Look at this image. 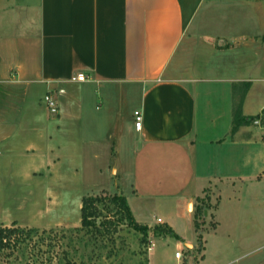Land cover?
Wrapping results in <instances>:
<instances>
[{
	"label": "crops",
	"instance_id": "obj_1",
	"mask_svg": "<svg viewBox=\"0 0 264 264\" xmlns=\"http://www.w3.org/2000/svg\"><path fill=\"white\" fill-rule=\"evenodd\" d=\"M201 1L0 0V155L7 178L16 175L15 161H22L17 175L28 179L43 171L48 178L60 175V159L72 156L64 154V145L78 150L87 144L97 166L111 149L110 158L120 167L111 172L120 171L129 185L130 196L122 195L137 222L166 223L178 234L173 220L181 206L190 203L192 213L196 197L207 194L214 231L232 222L240 227L236 247L261 246L264 137L248 118L258 116L264 123V0H208L230 7V14L217 21L227 27L228 37L219 38L203 29L210 25L208 15L193 22ZM200 40L213 52L218 53L214 46L220 53L240 52L237 75L193 74L187 55ZM79 71L86 80H70ZM245 81L243 118L233 126L235 89ZM32 87L41 92L39 101L19 127L15 102L24 101ZM46 92L58 105L55 115L42 103ZM136 109L142 115L140 129L134 126ZM224 180L231 187L229 220L217 218L224 198L217 184ZM235 192L260 204L240 207ZM129 197L143 200L150 220L142 219L146 214L139 208L136 214ZM204 242L198 264L205 257ZM225 245L216 256L228 251ZM248 260L242 264H264V251Z\"/></svg>",
	"mask_w": 264,
	"mask_h": 264
},
{
	"label": "rangeland",
	"instance_id": "obj_2",
	"mask_svg": "<svg viewBox=\"0 0 264 264\" xmlns=\"http://www.w3.org/2000/svg\"><path fill=\"white\" fill-rule=\"evenodd\" d=\"M228 14H230L229 6L220 7L219 4L214 6L208 0H202L192 15L194 16V24L201 17L208 15L206 21L210 25H205L203 29L208 30L212 36L219 38L225 37L224 33L228 29L223 25L217 26V21H220L222 15ZM190 29H194L193 24L190 25ZM228 43H232V41L229 40ZM190 46L187 59L194 65L193 74L226 77L237 75L236 63L242 57L240 52L231 54L235 50H226L227 46L222 48L226 50L224 53H220L219 46H214L218 53L213 52L209 50L207 45H203L202 40ZM253 58L256 59V62L258 61V57ZM243 62L245 63V61ZM252 62L255 61L252 60ZM241 71L242 67L239 69V72ZM215 82H213L214 86L218 85ZM238 85L234 93V107L240 99L242 89H244V85ZM37 90L32 87L24 101L15 102L19 107L15 125L20 127L25 121V117L29 116L28 112L39 101L41 92ZM5 104L4 101L3 106ZM42 112L46 114V111L43 110ZM22 113H24V117ZM40 116L43 114L40 113ZM68 147L70 146L64 145L62 151L64 154L70 153L72 156L65 154L64 157L66 158L60 159V166L57 167L60 175L51 178H48L46 171L43 170L40 176H35L33 179L17 175L16 171L21 168L22 161H15L11 164L14 168L13 174L17 176L7 178L6 163L2 160L3 154L0 155V224L9 226L15 222V226L23 229L22 238L18 242L0 249V264H198L204 240L205 251L203 252L205 257L201 264H242L250 261L248 260L250 257L263 253L264 241L261 242V246L253 249L252 246L246 247L245 250L236 247L234 243L240 227L232 224V222L226 230L222 228V232L214 231L210 227L212 225L209 218L212 210L210 206L205 209L203 215L205 224L197 232L193 225V211L191 213L189 209L190 203L182 205L179 215H176V219L173 220L179 238L163 234L156 235L151 230L156 223L148 226L139 221L148 227L147 235L143 240L142 233L130 226L117 210V206L108 200L113 192L130 196L129 191H127L129 185L125 179L123 180L121 172L119 171L117 176L111 172V168L114 166L120 168L115 165L116 160L113 157L110 158L111 149L105 151V156H103L105 162H101V165L97 166L95 164L97 160L89 154L91 147H87V144L78 150H71ZM38 179L41 181H37ZM204 184L209 189L214 187L206 182ZM102 188L106 190H100ZM45 189H49L51 193L45 195ZM218 189L223 192L224 198L221 212L217 213V218L221 216L229 220L233 215L225 213L227 212L225 209L231 208L232 205V199L228 197L231 195V187L224 180L217 184ZM235 194L241 196L238 205L240 207H253L260 204V200L253 203L251 197L245 194L243 196L241 192H235ZM85 195L102 197L97 201L98 216L96 222L99 223L105 219L112 221L108 233L106 230L102 231V234L86 232L80 228V203ZM129 200L137 215H139L137 208L141 211L145 210L143 209V200H135L132 197H129ZM196 203L197 199L194 200L192 210ZM141 214H146L142 218L143 220L151 219V213L148 211L147 213L142 211ZM227 220L224 222L227 223ZM112 227L115 230H111ZM227 230L229 233L232 232L234 237L231 236V233L228 238L225 234ZM197 233L201 235L200 239H197ZM261 239L262 237H256L255 241ZM223 242L228 251H219L217 257L215 254ZM176 249L182 253L180 259L174 257ZM241 253H244L245 257H237Z\"/></svg>",
	"mask_w": 264,
	"mask_h": 264
},
{
	"label": "trees",
	"instance_id": "obj_3",
	"mask_svg": "<svg viewBox=\"0 0 264 264\" xmlns=\"http://www.w3.org/2000/svg\"><path fill=\"white\" fill-rule=\"evenodd\" d=\"M248 82H243L244 89L248 87ZM241 102L242 97H240L237 105H235V109L233 111V126L238 125L242 121V113H241ZM254 116H249V121L252 120ZM264 137V136H263ZM102 197H98L96 195H85L81 199L80 205V228L86 230V232L100 233L102 234L104 230L109 232L111 222L109 219H105L96 222V217L98 216V207L97 201ZM197 203L193 209V225L197 232H199V228L205 224L204 211L207 209L209 204L208 195L196 197ZM108 200L112 201L113 204L117 206V210L119 213L127 220L128 224L132 226L135 230L140 231L142 233V238L147 235V225L141 224L137 222L130 210V207L126 201V198L120 193H113ZM15 222L10 226H1L0 225V249L11 246L15 244L22 238L23 229L14 225ZM213 225V223H212ZM111 230H115L114 227ZM156 235H169L171 237L179 238V235L175 233V231L166 223H158L153 225L151 229ZM201 235L197 233V239H200ZM201 249V246H200ZM185 264V263H184Z\"/></svg>",
	"mask_w": 264,
	"mask_h": 264
},
{
	"label": "built area",
	"instance_id": "obj_4",
	"mask_svg": "<svg viewBox=\"0 0 264 264\" xmlns=\"http://www.w3.org/2000/svg\"><path fill=\"white\" fill-rule=\"evenodd\" d=\"M87 76L85 73L79 71L74 73L73 75H71L70 80L72 81H84L86 80ZM42 102L44 104V106L46 107V109L48 110V112L52 115L57 114L58 112V105L54 99V97L52 96V94L50 92H46L43 97H42ZM133 117H134V126L136 129H140L141 127V111L139 109H136L133 111ZM252 123L255 125H258L262 128V135L264 136V123L262 122L260 117H254L252 119ZM181 251L177 250L174 252V257L176 259H180L181 258Z\"/></svg>",
	"mask_w": 264,
	"mask_h": 264
},
{
	"label": "water",
	"instance_id": "obj_5",
	"mask_svg": "<svg viewBox=\"0 0 264 264\" xmlns=\"http://www.w3.org/2000/svg\"><path fill=\"white\" fill-rule=\"evenodd\" d=\"M204 213H205V211H204Z\"/></svg>",
	"mask_w": 264,
	"mask_h": 264
}]
</instances>
